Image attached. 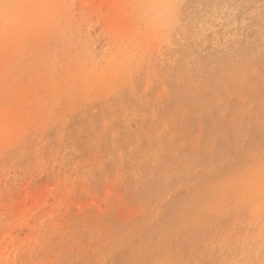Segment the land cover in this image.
I'll return each instance as SVG.
<instances>
[{
    "label": "rangeland",
    "instance_id": "rangeland-1",
    "mask_svg": "<svg viewBox=\"0 0 264 264\" xmlns=\"http://www.w3.org/2000/svg\"><path fill=\"white\" fill-rule=\"evenodd\" d=\"M0 264H264V0H0Z\"/></svg>",
    "mask_w": 264,
    "mask_h": 264
}]
</instances>
